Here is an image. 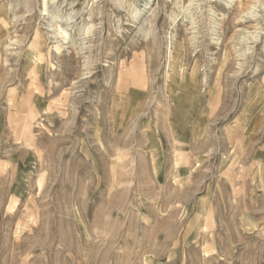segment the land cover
I'll return each instance as SVG.
<instances>
[{
	"label": "rangeland",
	"instance_id": "rangeland-1",
	"mask_svg": "<svg viewBox=\"0 0 264 264\" xmlns=\"http://www.w3.org/2000/svg\"><path fill=\"white\" fill-rule=\"evenodd\" d=\"M0 264H264V0H0Z\"/></svg>",
	"mask_w": 264,
	"mask_h": 264
}]
</instances>
